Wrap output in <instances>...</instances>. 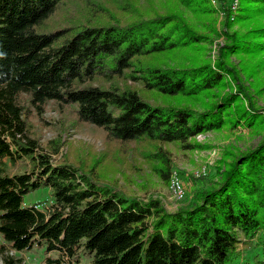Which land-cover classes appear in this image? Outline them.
I'll return each mask as SVG.
<instances>
[{
	"label": "trees",
	"instance_id": "obj_1",
	"mask_svg": "<svg viewBox=\"0 0 264 264\" xmlns=\"http://www.w3.org/2000/svg\"><path fill=\"white\" fill-rule=\"evenodd\" d=\"M226 2L219 0L224 42L211 63L205 49L217 8L209 0H0V251L37 241L59 252L44 264H78L80 247L81 264H264V237L249 260L237 250L264 229V136L223 151L216 178L167 210L160 198L106 179L96 167L105 154L89 165L52 161L56 146L35 151L37 140L25 134V103L68 106L120 151L139 149L167 182L160 142L193 148L190 138L202 131L264 129L229 60L237 57L246 76L264 69V0H237L234 11ZM229 79L234 88L224 90ZM22 159L27 169L7 172ZM38 187L48 188L50 202L24 203ZM17 260L6 254L0 264Z\"/></svg>",
	"mask_w": 264,
	"mask_h": 264
},
{
	"label": "rangeland",
	"instance_id": "obj_2",
	"mask_svg": "<svg viewBox=\"0 0 264 264\" xmlns=\"http://www.w3.org/2000/svg\"><path fill=\"white\" fill-rule=\"evenodd\" d=\"M136 1L145 4V0ZM232 1L234 3L233 8L231 7ZM209 2L217 8L216 33L213 34L210 42L206 43L205 49V56L212 63L218 55L219 46L224 42L221 26L224 14L220 8L219 0H214V3L211 0ZM226 3L233 11L235 10L237 0H227ZM229 60L235 65L242 84L245 85L249 98H251L250 101L259 107L264 116V69L256 71L257 73L253 77L246 76L239 69L237 57L232 55ZM229 88H234L231 79H229V87L228 85L225 86L224 90ZM26 99L27 96L22 94L21 101L27 102ZM25 104V134L37 140L39 147L35 151L47 152L51 147L56 146V150L50 153L52 161L67 157L85 161L87 165L93 158L103 153L105 156L98 159L96 167L98 169L104 168L103 172L106 174V179H114L123 192L139 198L145 199L148 196L160 198L163 207L167 210H173L179 204H186L191 198L195 186L206 184L216 178V164L223 151L226 149L241 151L251 148L264 136V129L250 131L246 126L238 125L233 129L223 127L195 134L190 138V141L199 145L193 148H182L173 141L158 142L169 156L170 171L175 170L177 172L185 190L182 197L176 198L168 190V179L166 182L158 177L151 168V163L145 161L143 153L139 152V149L132 151L133 153L128 149L120 151L118 148L121 147L120 143L107 139L105 131L101 127L78 120L68 106H59L51 101L38 108L31 103ZM243 104H247L246 99ZM27 168L28 164L22 159L16 161L15 164H8L7 172L23 171ZM195 172L198 174L195 175ZM23 202L26 204L37 202L38 207L47 205L50 202L48 188L38 187L25 192ZM258 235L264 237V229L259 230L250 241L238 243L237 250L240 252L241 259L249 260L254 253L260 252L261 245ZM2 243L0 238V244ZM75 253L78 264L87 261V256L82 247L77 249ZM6 254L17 258L16 264H44L48 257L56 258L59 256L58 250H47L44 242L37 241H33L31 246L23 251L7 248L0 251V263ZM227 264H234V260L228 261Z\"/></svg>",
	"mask_w": 264,
	"mask_h": 264
},
{
	"label": "built area",
	"instance_id": "obj_3",
	"mask_svg": "<svg viewBox=\"0 0 264 264\" xmlns=\"http://www.w3.org/2000/svg\"><path fill=\"white\" fill-rule=\"evenodd\" d=\"M212 3H214V0H211ZM235 2V1H234ZM233 1L231 3V7L233 8ZM195 175L198 174V172L194 173ZM168 190L171 193L172 196L179 198L182 197V195L184 194V187L182 184V181L180 180V178L178 177V174L175 170H171L168 176ZM34 206H37L36 204H34Z\"/></svg>",
	"mask_w": 264,
	"mask_h": 264
}]
</instances>
